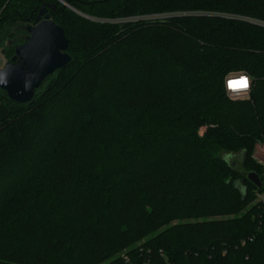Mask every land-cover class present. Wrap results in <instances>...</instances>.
Masks as SVG:
<instances>
[{
  "label": "trees",
  "instance_id": "16d2710c",
  "mask_svg": "<svg viewBox=\"0 0 264 264\" xmlns=\"http://www.w3.org/2000/svg\"><path fill=\"white\" fill-rule=\"evenodd\" d=\"M64 1L0 0L9 58L48 3L72 57L31 102L0 88V264H264V27L223 15L264 0Z\"/></svg>",
  "mask_w": 264,
  "mask_h": 264
},
{
  "label": "water",
  "instance_id": "95a60500",
  "mask_svg": "<svg viewBox=\"0 0 264 264\" xmlns=\"http://www.w3.org/2000/svg\"><path fill=\"white\" fill-rule=\"evenodd\" d=\"M55 7V4L42 6L34 23L25 26L27 35L24 41L15 45L14 54L0 68V88L15 102H31L45 79L72 59L64 29L47 14L48 8L55 10ZM247 178L258 188L263 186L257 172L249 171Z\"/></svg>",
  "mask_w": 264,
  "mask_h": 264
},
{
  "label": "built area",
  "instance_id": "2783aa9c",
  "mask_svg": "<svg viewBox=\"0 0 264 264\" xmlns=\"http://www.w3.org/2000/svg\"><path fill=\"white\" fill-rule=\"evenodd\" d=\"M61 2H63L64 4L68 5L66 1L64 0H60ZM168 14H154V15H137V16H130V17H125V18H116V19H107V18H96V17H89L86 16L88 18H91L93 20L96 21H110V22H133V21H137L140 19H148V18H158V17H164ZM229 18H234V19H241V20H245L248 22H251L253 24L259 25L264 27V20L262 19H257V18H253V17H245V16H240V15H232V14H223ZM241 78H246V83H247V87H243L241 86V84H236V85H231L230 83L232 81H241ZM251 87H252V78L248 73L245 72H231L228 75H226L225 77V88L226 91L228 93V95L232 98H244V97H248L250 95V91H251ZM260 149L262 150V154H263V159H258L259 162L263 165L264 167V147H260ZM256 198L254 202H260V203H264V190L262 191H257L255 193ZM246 240L242 241V244H245ZM126 259H128L127 257H125ZM144 264H150V262H145Z\"/></svg>",
  "mask_w": 264,
  "mask_h": 264
},
{
  "label": "rangeland",
  "instance_id": "374dc122",
  "mask_svg": "<svg viewBox=\"0 0 264 264\" xmlns=\"http://www.w3.org/2000/svg\"><path fill=\"white\" fill-rule=\"evenodd\" d=\"M60 1V0H59ZM68 6V5H66ZM75 11V10H74ZM122 18H125V17H122ZM10 59L7 54L0 48V68L4 67L6 61ZM231 98V97H230ZM232 99H237V100H244V99H247V98H232ZM262 150L260 148H258L256 150V152L254 153V156L256 159H263V154H262Z\"/></svg>",
  "mask_w": 264,
  "mask_h": 264
},
{
  "label": "flooded vegetation",
  "instance_id": "af4514ba",
  "mask_svg": "<svg viewBox=\"0 0 264 264\" xmlns=\"http://www.w3.org/2000/svg\"><path fill=\"white\" fill-rule=\"evenodd\" d=\"M49 4H52V3H48V4H45V5H49ZM55 10H56V7H55ZM55 10H52L51 8H48V9H47V14H49V15L51 16V18H52V16H53ZM38 13H39V12H38ZM38 13H37V15H38ZM37 15L34 17V20H32V21H30V22H27V23H32V24H33L34 21H35V18L37 17ZM26 35H27V33L25 34L24 38L26 37Z\"/></svg>",
  "mask_w": 264,
  "mask_h": 264
},
{
  "label": "snow or ice",
  "instance_id": "6c2138e0",
  "mask_svg": "<svg viewBox=\"0 0 264 264\" xmlns=\"http://www.w3.org/2000/svg\"><path fill=\"white\" fill-rule=\"evenodd\" d=\"M241 86L247 87L246 78H241Z\"/></svg>",
  "mask_w": 264,
  "mask_h": 264
}]
</instances>
